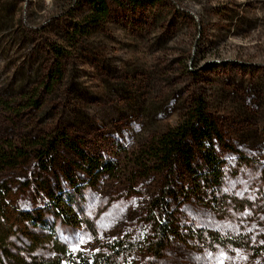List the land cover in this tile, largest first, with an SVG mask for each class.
Returning a JSON list of instances; mask_svg holds the SVG:
<instances>
[{
	"label": "rangeland",
	"instance_id": "obj_1",
	"mask_svg": "<svg viewBox=\"0 0 264 264\" xmlns=\"http://www.w3.org/2000/svg\"><path fill=\"white\" fill-rule=\"evenodd\" d=\"M109 8L80 36L88 0H0V150L32 151L61 127L87 156L115 167L94 182L61 149L50 172L32 157L6 171L15 253L48 260L58 242L94 256L123 241L130 253L121 264H264V0H112ZM199 99L222 133L226 205L187 203L185 241L159 247L148 200L159 179L138 159ZM209 233L233 245L197 238Z\"/></svg>",
	"mask_w": 264,
	"mask_h": 264
},
{
	"label": "trees",
	"instance_id": "obj_2",
	"mask_svg": "<svg viewBox=\"0 0 264 264\" xmlns=\"http://www.w3.org/2000/svg\"><path fill=\"white\" fill-rule=\"evenodd\" d=\"M88 1L92 11L85 26L77 29L76 34L80 36L89 35L90 29L99 28L110 16L109 1L112 0ZM222 143L218 123L209 113L207 105L199 99L175 127L164 130L146 144L137 166L146 173L145 176L154 174L155 180L159 179L155 193L148 198L157 246L165 247L174 241H185L188 231L182 227L180 214L184 205L192 200L216 208L226 205V198L222 194L225 172ZM7 147L2 146L0 150V264H121V260L128 257L130 249L123 241L112 246L108 253L94 256L72 254L58 242L54 244L57 255L48 260L16 254L11 238L19 230L10 224L11 187L3 175L6 171L17 168L22 161L32 157L40 171L50 172L57 166L61 149L70 150L79 157L82 169L94 182L103 174H111L115 167L87 156L61 127L53 138L45 140L32 151L18 149L12 144ZM12 209L24 215L21 210ZM28 221L36 226L41 223L29 216ZM190 234L194 235L193 232ZM197 238L208 247L233 245L213 233ZM232 239L241 241V238ZM252 247L254 252L258 248ZM258 255L264 257V246L258 249Z\"/></svg>",
	"mask_w": 264,
	"mask_h": 264
}]
</instances>
